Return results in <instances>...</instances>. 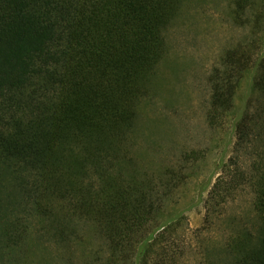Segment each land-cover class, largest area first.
<instances>
[{
  "label": "trees",
  "instance_id": "obj_1",
  "mask_svg": "<svg viewBox=\"0 0 264 264\" xmlns=\"http://www.w3.org/2000/svg\"><path fill=\"white\" fill-rule=\"evenodd\" d=\"M182 1L0 0L1 263H26L36 215L63 240L65 225H88L106 247L100 264H159L162 236L180 219L165 209L183 176L138 170L130 147ZM246 1L236 2L240 19ZM263 3L249 11V37L210 77L208 114H232L237 144L251 150L244 182L257 230L237 228L203 264H264ZM216 179L210 193L225 188Z\"/></svg>",
  "mask_w": 264,
  "mask_h": 264
},
{
  "label": "rangeland",
  "instance_id": "obj_2",
  "mask_svg": "<svg viewBox=\"0 0 264 264\" xmlns=\"http://www.w3.org/2000/svg\"><path fill=\"white\" fill-rule=\"evenodd\" d=\"M237 1H182L165 33V54L138 104L130 147L138 170L169 168L183 176L168 198L165 216L178 211L180 219L159 241L154 254L159 264H203V253L209 249V260L214 259L237 228L257 230L253 194L245 184L251 150L237 144L232 114L208 117L210 77L221 70L223 53L249 37V11L262 0H247L241 19ZM243 93L241 84L236 106ZM218 177L225 188L210 193ZM64 229L71 234L63 240L43 217L32 215L25 264H100L105 259L106 247L88 225L74 222Z\"/></svg>",
  "mask_w": 264,
  "mask_h": 264
}]
</instances>
